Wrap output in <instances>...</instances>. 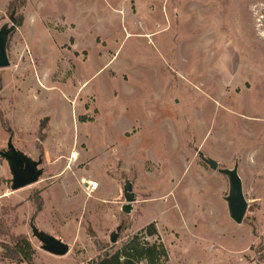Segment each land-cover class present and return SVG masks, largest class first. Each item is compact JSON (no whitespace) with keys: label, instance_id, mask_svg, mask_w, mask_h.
<instances>
[{"label":"rangeland","instance_id":"rangeland-1","mask_svg":"<svg viewBox=\"0 0 264 264\" xmlns=\"http://www.w3.org/2000/svg\"><path fill=\"white\" fill-rule=\"evenodd\" d=\"M16 16L0 151L10 139L42 164L12 191L0 159V243L24 236L34 264H86L153 224L146 241L169 264H264V0H26ZM30 223L69 252L42 251Z\"/></svg>","mask_w":264,"mask_h":264},{"label":"water","instance_id":"water-1","mask_svg":"<svg viewBox=\"0 0 264 264\" xmlns=\"http://www.w3.org/2000/svg\"><path fill=\"white\" fill-rule=\"evenodd\" d=\"M13 15L14 13L10 15L12 25L11 29H4L0 31V69L7 68L9 66L6 52V39L14 29L15 21L13 19ZM0 159H3L8 163L12 177V191H17L36 183L41 176V171L38 170V167L42 164V159L39 158L37 161H31L24 155L18 153L13 147L10 139L7 142V151H0ZM210 166L212 169H215L216 164L214 162H210ZM223 173L231 179L229 196L227 198L230 217L235 223L240 224L243 221L247 209V203L242 193L241 180L235 170L225 171ZM128 190L129 189L126 188L125 192ZM126 200L131 201L132 199L127 197ZM30 228L32 236L41 244L40 248L45 253L56 257H63L69 252V247L66 244L52 236L38 231L33 223H30ZM110 242L114 244L115 240L111 239Z\"/></svg>","mask_w":264,"mask_h":264},{"label":"trees","instance_id":"trees-1","mask_svg":"<svg viewBox=\"0 0 264 264\" xmlns=\"http://www.w3.org/2000/svg\"><path fill=\"white\" fill-rule=\"evenodd\" d=\"M26 5V0H12L7 9L10 15L15 13L14 29L21 25V16H16V12ZM13 29V30H14ZM0 120L2 116L0 114ZM4 125V124H3ZM37 209L41 208L38 199ZM3 226L0 224V229ZM156 236L153 224L142 229L138 234L128 238L123 245L115 252L110 253L105 247L100 249L101 256L91 260L86 264H169L165 247L160 242L148 243L146 237ZM0 247L8 254L6 260L12 264H34V250L29 241L24 236L11 237L9 244L0 243Z\"/></svg>","mask_w":264,"mask_h":264},{"label":"bare ground","instance_id":"bare-ground-1","mask_svg":"<svg viewBox=\"0 0 264 264\" xmlns=\"http://www.w3.org/2000/svg\"><path fill=\"white\" fill-rule=\"evenodd\" d=\"M93 185V184H92ZM93 189H95V186L93 187Z\"/></svg>","mask_w":264,"mask_h":264}]
</instances>
